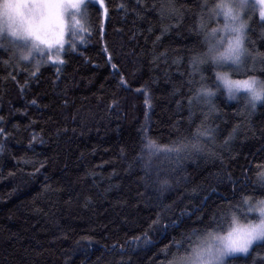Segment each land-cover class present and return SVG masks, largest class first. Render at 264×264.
Wrapping results in <instances>:
<instances>
[{"label": "trees", "instance_id": "obj_1", "mask_svg": "<svg viewBox=\"0 0 264 264\" xmlns=\"http://www.w3.org/2000/svg\"><path fill=\"white\" fill-rule=\"evenodd\" d=\"M162 2L144 0V11L137 0H104L107 16L89 5L86 42L35 77L29 64L5 66L0 52V264H167L162 250L175 253L173 241L210 225L214 213L219 219L242 194L264 196L252 191L264 170V104L249 112L221 88L209 104L193 103L190 117L188 97L201 84L215 91L219 70L202 65L205 79L188 82V50L206 49L203 33L192 30L204 0H174L182 18L164 19ZM257 21L258 14L247 33L254 55L264 54ZM165 50L167 63L154 62ZM256 67L264 79V64ZM202 122L215 131L201 139V152L177 159L161 151L145 176L135 159L145 126L167 145L190 140ZM227 264H264V241Z\"/></svg>", "mask_w": 264, "mask_h": 264}, {"label": "snow or ice", "instance_id": "obj_2", "mask_svg": "<svg viewBox=\"0 0 264 264\" xmlns=\"http://www.w3.org/2000/svg\"><path fill=\"white\" fill-rule=\"evenodd\" d=\"M97 3L104 9V15L107 16L108 9L104 0H87V2L86 0H0V52L8 54L3 64L13 66L14 69L31 64L33 71L29 75L32 77L39 72L45 57L47 61L62 65L64 60L59 53L66 43V31L71 32L72 39L67 42L71 50L75 51V37L87 31L81 19L87 16L88 5L95 6ZM137 4H140L144 11L149 10L144 0H137ZM119 7L127 11L124 4ZM196 7L200 9L198 13L200 21L192 30L197 35L203 33L206 49L198 50L194 46L188 50V64L191 68L188 73L190 77L188 82L193 83L197 74H200V79L203 81L205 77L201 66L209 63L216 69H228V71H216L215 91L201 84L195 89L193 95L188 97L190 117L193 103L209 104L211 98L216 95V91L221 88L229 99H237L242 95L245 107L249 112L254 111L258 103L264 104V79L254 74L257 71V63L264 64V54L254 55L245 47V43L249 21L252 20L253 15L258 14L257 23L264 26V0H213L211 4L208 0H204ZM178 13L180 9L175 6L174 0H163L160 5L161 19L166 16L178 17ZM136 15L141 17V12L137 11ZM212 21H215L216 26L209 28L208 25ZM172 27L174 25H162L161 35ZM160 38L157 36L156 40L159 41ZM84 43L81 37L80 44ZM53 49L57 53L55 58L50 54ZM168 57V50L153 54L154 62L163 59L167 63ZM110 59L111 57L109 61ZM179 59L172 60V63H179ZM249 60H251L250 64ZM113 67L116 66L113 65ZM259 70L264 73V68ZM57 71L59 72V68ZM232 72L240 73L244 78L234 79ZM9 75L15 79L14 74L9 73ZM145 102L147 103V100ZM32 103L35 104V101ZM237 130L234 128L233 132L229 133L224 141L225 144L233 138ZM2 131L0 129V132ZM214 131L202 122L191 133L190 140L187 137L177 138L170 144L158 145L149 137L145 126L142 130L140 152L135 159L141 162L145 176H148L153 156L163 151L165 154L182 159L193 153H199L203 150L200 144L201 139H214ZM159 183L161 188L169 185L166 178L161 179ZM233 184L235 185V182ZM256 187L264 189V170L257 172L253 192ZM235 190L234 187L233 191ZM210 219V225H206L203 229L193 228L180 241H173L172 247L176 249L175 253H171V248L168 246L162 250L167 264H225V257L234 253H247L255 242L264 241V196L242 194L237 204H230L227 212H220L219 219L215 213ZM225 224L227 229L224 228ZM168 253H171V259H168Z\"/></svg>", "mask_w": 264, "mask_h": 264}, {"label": "rangeland", "instance_id": "obj_3", "mask_svg": "<svg viewBox=\"0 0 264 264\" xmlns=\"http://www.w3.org/2000/svg\"><path fill=\"white\" fill-rule=\"evenodd\" d=\"M86 2H87V0H86ZM89 5H92V4H89ZM89 5H88V8H89ZM96 5H99V4L97 3ZM88 8H87V16H85V17H83V18L81 19V23H83V24L85 25V28L87 29V31H86V32H81V33H79V35H77V36L75 37V41H76V49H77L78 47H80V46L83 45V44H80V39H81V37H83L84 41L86 42L87 37H88L89 32H90V27H89V14H88V11H89V10H88ZM253 16H254V15H253ZM246 18H247V17H246ZM214 22H215V21H212V23L210 24V28L216 26V23H214ZM247 33H248V32H247ZM71 39H72L71 32H70V30H68V31H66V34H65V41H66V43H65V45H64V49L61 50V52L59 53V55L61 56V58H62L63 60H64V55H65V53L68 52V51H71V48L69 47V44H68V42H67V41H70ZM246 45H247V37H246L245 47H246ZM50 54L53 56V58H55V56L57 55L56 50H55V49L51 50V53H50ZM33 63H34V61H33ZM248 63L250 64L251 62L248 61ZM46 65H55V66H59L58 64H55V63L50 62V61H47V58L45 57V62L41 65L40 69H41L42 67L46 66ZM29 66H32V65L29 64ZM40 69H39V70H40ZM218 71H228V69H219ZM231 75H232V78H234V79H242V78H244V77H236L235 75H242V74L237 73V72H232ZM239 98H243L242 95H241V96H238L237 99H230V100H232V101H236V100H238ZM259 104H260V103H258L257 106H258ZM162 154H164V153H162ZM252 218H254V216H253ZM262 242H263V241H257V242H255V243L250 247V249H249V251H248L247 253H234V254H232V255H230V256H228V257H225V264H227V261H228L230 258H232V257H236V256H245V255H247L255 245L260 244V243H262Z\"/></svg>", "mask_w": 264, "mask_h": 264}, {"label": "bare ground", "instance_id": "obj_4", "mask_svg": "<svg viewBox=\"0 0 264 264\" xmlns=\"http://www.w3.org/2000/svg\"><path fill=\"white\" fill-rule=\"evenodd\" d=\"M8 118V117H7Z\"/></svg>", "mask_w": 264, "mask_h": 264}]
</instances>
